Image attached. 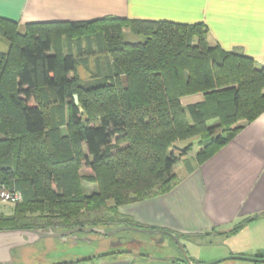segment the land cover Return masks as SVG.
Listing matches in <instances>:
<instances>
[{"label": "trees", "instance_id": "16d2710c", "mask_svg": "<svg viewBox=\"0 0 264 264\" xmlns=\"http://www.w3.org/2000/svg\"><path fill=\"white\" fill-rule=\"evenodd\" d=\"M127 32L143 41H125ZM207 34L202 23L104 17L20 26L0 18V187L22 196L11 213L0 211V230L113 223L85 216L171 191L173 168L191 151L174 143L199 137L200 166L258 118L264 66L210 46ZM197 94L201 102L181 104ZM82 181L95 190L85 194Z\"/></svg>", "mask_w": 264, "mask_h": 264}, {"label": "crops", "instance_id": "0c3cea01", "mask_svg": "<svg viewBox=\"0 0 264 264\" xmlns=\"http://www.w3.org/2000/svg\"><path fill=\"white\" fill-rule=\"evenodd\" d=\"M104 17L202 23L210 46L217 45L264 66V0H0V18L20 26ZM201 101L202 94L180 100L183 106ZM243 124L202 165L189 164L194 156L188 159L187 155L186 164L192 169L183 167L171 191L118 208V214L132 218L133 223L112 224H138L140 228L171 233L182 243L184 253L172 250L160 258L133 252L97 254L96 248L90 250L93 240L87 239L88 247L70 250L76 258L67 256L53 264H177L186 260L199 264H264V112ZM65 241L79 239L61 240Z\"/></svg>", "mask_w": 264, "mask_h": 264}, {"label": "rangeland", "instance_id": "374dc122", "mask_svg": "<svg viewBox=\"0 0 264 264\" xmlns=\"http://www.w3.org/2000/svg\"><path fill=\"white\" fill-rule=\"evenodd\" d=\"M125 41L127 42H141L143 41V37L135 36L129 32L125 34ZM85 45V44H84ZM6 49V42L4 40H0V51H4ZM78 74L81 80L84 83H88V85L92 86L94 82L90 80L86 74L84 73L83 69L79 68ZM210 122L209 124H211ZM198 141L199 137H192L186 141H177L174 143V146L182 149L183 147L187 146L188 144L191 145V151L187 155L189 157H193L196 155L198 150ZM179 158L178 163L174 166L173 171L180 176L182 169L187 164H194L193 161L186 162L185 157ZM187 163V164H186ZM191 166V165H190ZM82 175H90L91 171L87 167H83L80 171ZM82 190L85 194H90L92 191L95 190L96 186L94 184L87 183L82 181ZM11 204L8 203H0V211L3 214H9L12 210ZM85 217H105V220L108 218L115 219L119 222H128L131 221L133 223V219L126 216V215H119V214H112L109 211L105 212H96L90 213ZM94 230L96 233H79L78 239L79 241H72V242H61L59 238H52V237H45L40 239L33 245H27L23 248L18 249L20 259L15 258L13 264H53L59 263L67 256L71 258H76V254L74 252H70L74 247L77 248H85L88 247L86 245L88 242L83 239H92L93 243L91 245L90 250L96 248V253H110L115 252L119 254H126L127 252L133 253H141L147 254L153 257H165L170 251L176 250L181 251L180 245L181 242L175 241L173 238L169 236H160L157 233H144L141 231L130 230V229H123L124 226H119L112 224L110 222L104 221V223H100L99 225L94 226ZM86 235H90L89 237ZM186 247L190 249L187 242H184ZM89 244V243H88ZM74 245V246H73ZM183 246V245H182ZM17 256L16 253L14 255Z\"/></svg>", "mask_w": 264, "mask_h": 264}, {"label": "water", "instance_id": "95a60500", "mask_svg": "<svg viewBox=\"0 0 264 264\" xmlns=\"http://www.w3.org/2000/svg\"><path fill=\"white\" fill-rule=\"evenodd\" d=\"M74 101L77 103V96L74 95ZM123 229H130V230H136L141 231L144 233L152 234V233H160L165 234L171 238H173L175 241L178 242V239L175 235L165 232V231H156L152 229L147 228H140L134 225L124 226ZM96 233L97 231L93 228H85V227H79L67 230L65 232H47L43 233L40 231H32L28 229H8V230H0V264H11L13 262V256L12 251L25 247L27 245H32L36 242H38L40 239L45 237H52V238H62L65 236H70L72 233ZM83 240H87L83 239ZM181 251L184 253L185 250L180 245ZM186 256V254H185ZM189 264H199V263H190L189 260H186Z\"/></svg>", "mask_w": 264, "mask_h": 264}, {"label": "built area", "instance_id": "2783aa9c", "mask_svg": "<svg viewBox=\"0 0 264 264\" xmlns=\"http://www.w3.org/2000/svg\"><path fill=\"white\" fill-rule=\"evenodd\" d=\"M22 200V196L19 192L15 190H8L3 186L0 187V202L1 203H8L11 205H15ZM177 264H189L187 262H179Z\"/></svg>", "mask_w": 264, "mask_h": 264}]
</instances>
